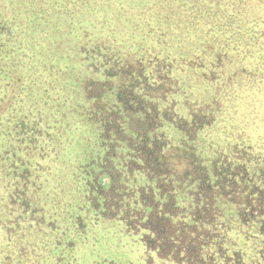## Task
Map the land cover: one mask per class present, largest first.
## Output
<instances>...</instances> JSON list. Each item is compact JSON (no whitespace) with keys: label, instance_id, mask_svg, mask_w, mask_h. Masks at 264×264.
<instances>
[{"label":"trees","instance_id":"1","mask_svg":"<svg viewBox=\"0 0 264 264\" xmlns=\"http://www.w3.org/2000/svg\"><path fill=\"white\" fill-rule=\"evenodd\" d=\"M0 23L34 30L35 36L44 30V74L58 78L63 89L72 66L56 58L54 47L60 44L61 54H68L65 46L75 44L78 96L91 71L92 114L108 112L115 128L108 133L109 158L121 161L131 190L145 193L152 185L159 194L171 193L173 206L188 190L209 198L220 166L213 158L219 143L255 146L264 157L259 90H251L242 110L262 116V124L249 129L234 124L242 114L233 87L242 78L264 80V0H3ZM249 58L254 60L242 66ZM222 99L238 110L228 111ZM76 107L85 119L90 107L79 100ZM204 114L208 121L202 122ZM201 123L209 127L200 130ZM77 126L82 132L89 125Z\"/></svg>","mask_w":264,"mask_h":264},{"label":"flooded vegetation","instance_id":"2","mask_svg":"<svg viewBox=\"0 0 264 264\" xmlns=\"http://www.w3.org/2000/svg\"><path fill=\"white\" fill-rule=\"evenodd\" d=\"M5 24L0 23V264H80V243L96 241L113 220L131 235L142 229L147 250L168 264H244L234 241L242 234L255 240V262L264 264V157L255 146L218 144L213 158L220 166L209 198L188 190L173 206V195L159 194L152 185L145 193L131 190L121 161L109 158L108 133L115 128L108 112L92 114L91 68L78 96L75 44L65 46L68 54H61L60 44L54 47L56 58L72 66L63 89L58 78L44 74V30L35 36L34 30ZM85 58L91 65L92 55ZM78 100L90 107L85 119L77 114ZM84 122L89 126L80 132L77 123ZM75 166L77 172L65 171Z\"/></svg>","mask_w":264,"mask_h":264},{"label":"rangeland","instance_id":"3","mask_svg":"<svg viewBox=\"0 0 264 264\" xmlns=\"http://www.w3.org/2000/svg\"><path fill=\"white\" fill-rule=\"evenodd\" d=\"M230 1V0H229ZM3 0H0L2 4ZM6 10L4 9V12ZM7 12V11H6ZM254 59H246L241 62V65L244 66L246 63H251ZM249 65V64H248ZM240 66V65H239ZM250 66V65H249ZM233 67H238L234 65ZM232 66L228 68L231 72L233 70ZM239 70V69H238ZM260 83H250L249 79L242 78L241 82L235 83L233 87L236 90L235 96L241 98V114L236 117L237 120L234 121V124L237 126H245L249 129L258 127V124H262V116L251 117L246 115L249 113L243 112L242 110L244 105L249 98V95L254 94L251 90L258 89V94L260 98L256 99L257 109L264 110V80ZM239 89V90H238ZM256 93V92H255ZM247 96V97H246ZM223 100V99H222ZM224 104L229 105L228 111L236 110L238 107L234 102H231L232 106L229 104L228 99L223 100ZM225 105V107H227ZM242 106V107H241ZM238 110V109H237ZM256 118V119H255ZM256 139V138H254ZM262 146V144H260ZM264 150V147H262ZM76 168V169H75ZM66 172H77V167L68 168ZM63 187V185H62ZM144 231L141 229L136 235H131L130 232H127L125 227L115 220L106 222L104 227L100 228L99 232L96 233L98 237L96 241L93 239H88L85 242L80 243V264H110L113 261V264H168L160 260L158 255L155 252L147 250L145 241L143 240ZM138 238H140L138 240ZM137 241V242H134ZM235 248L242 254V259L244 264H257L258 256H256L255 246L256 242L251 237H244L242 235H237L234 237ZM250 258L253 260L251 261ZM257 261V262H255ZM259 263V262H258ZM237 264V263H236Z\"/></svg>","mask_w":264,"mask_h":264}]
</instances>
